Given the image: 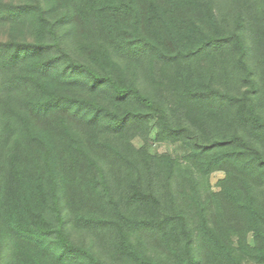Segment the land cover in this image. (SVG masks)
<instances>
[{
  "label": "trees",
  "instance_id": "16d2710c",
  "mask_svg": "<svg viewBox=\"0 0 264 264\" xmlns=\"http://www.w3.org/2000/svg\"><path fill=\"white\" fill-rule=\"evenodd\" d=\"M0 264H264V0H0Z\"/></svg>",
  "mask_w": 264,
  "mask_h": 264
},
{
  "label": "rangeland",
  "instance_id": "374dc122",
  "mask_svg": "<svg viewBox=\"0 0 264 264\" xmlns=\"http://www.w3.org/2000/svg\"><path fill=\"white\" fill-rule=\"evenodd\" d=\"M132 145L136 148H141L143 146L151 154L159 155H169L171 158L176 160H182L187 154L188 149L180 142H171L167 140L157 141L155 140V129H152L151 133L148 136L147 143L144 145L143 141L139 138H133L131 141ZM222 177L221 173L215 172L208 177L209 184L211 187H214L216 182ZM251 241V238H248Z\"/></svg>",
  "mask_w": 264,
  "mask_h": 264
}]
</instances>
